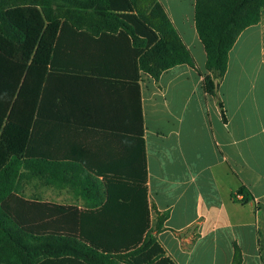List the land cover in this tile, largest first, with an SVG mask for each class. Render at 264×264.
<instances>
[{
    "label": "crops",
    "instance_id": "obj_1",
    "mask_svg": "<svg viewBox=\"0 0 264 264\" xmlns=\"http://www.w3.org/2000/svg\"><path fill=\"white\" fill-rule=\"evenodd\" d=\"M159 1L197 69L178 65L158 80L143 72L137 80L121 39L81 40L70 52L80 68L48 70L43 101L40 94L33 103L34 151L48 164L34 166L17 195L74 209L50 217L66 230L88 218L107 232L113 215L97 213L108 200L106 177L118 183L113 171H141L139 96L151 227L168 214L155 234L167 256L176 264H232L238 245L243 264H264V10L231 50L216 99L204 90L209 72L195 0ZM120 181L117 197L136 201L139 192L143 202L138 184Z\"/></svg>",
    "mask_w": 264,
    "mask_h": 264
},
{
    "label": "trees",
    "instance_id": "obj_2",
    "mask_svg": "<svg viewBox=\"0 0 264 264\" xmlns=\"http://www.w3.org/2000/svg\"><path fill=\"white\" fill-rule=\"evenodd\" d=\"M263 10L264 0H195V26L209 72L203 81L207 94L219 99L215 81H222L231 50L244 30L261 21ZM115 37L130 48L137 80L140 72L158 80L178 65L197 69L159 0H0V264H176L155 235L168 214L151 227L139 96L141 171L136 177L113 171L111 178H118V183L106 177L108 200L97 213L113 215L104 221L107 232L96 230L98 221L88 218H79L75 231L66 230L50 217L54 211L74 209L17 195L18 185L31 177L33 167L41 161L48 164V157L35 154L32 131V107L40 94L43 101L45 74L79 69L70 52L81 40ZM218 103L225 118L223 104ZM120 180L131 182L132 188L138 184L143 202L139 192L136 201L117 197ZM124 213L130 217L123 218ZM232 264H243L238 245Z\"/></svg>",
    "mask_w": 264,
    "mask_h": 264
},
{
    "label": "rangeland",
    "instance_id": "obj_3",
    "mask_svg": "<svg viewBox=\"0 0 264 264\" xmlns=\"http://www.w3.org/2000/svg\"><path fill=\"white\" fill-rule=\"evenodd\" d=\"M179 3H180V0H173L174 5L179 4Z\"/></svg>",
    "mask_w": 264,
    "mask_h": 264
},
{
    "label": "water",
    "instance_id": "obj_4",
    "mask_svg": "<svg viewBox=\"0 0 264 264\" xmlns=\"http://www.w3.org/2000/svg\"><path fill=\"white\" fill-rule=\"evenodd\" d=\"M216 86H218V81H215Z\"/></svg>",
    "mask_w": 264,
    "mask_h": 264
}]
</instances>
